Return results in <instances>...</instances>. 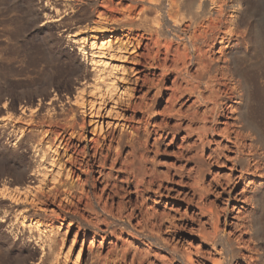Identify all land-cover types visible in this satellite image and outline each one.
<instances>
[{"label":"rangeland","instance_id":"obj_1","mask_svg":"<svg viewBox=\"0 0 264 264\" xmlns=\"http://www.w3.org/2000/svg\"><path fill=\"white\" fill-rule=\"evenodd\" d=\"M135 1L0 0V264H264V0H205L226 86Z\"/></svg>","mask_w":264,"mask_h":264},{"label":"bare ground","instance_id":"obj_2","mask_svg":"<svg viewBox=\"0 0 264 264\" xmlns=\"http://www.w3.org/2000/svg\"><path fill=\"white\" fill-rule=\"evenodd\" d=\"M134 1L135 0H130ZM168 1V9L166 11V16L164 14H161V9L159 7L160 0H149L147 3L151 6V10L153 13V21L155 23V28H158L155 30V36H156V41L159 42L158 38L161 35L158 33L161 31V26L168 25L171 21L172 24H170L167 28L166 32H169L171 38L175 37V39L180 41V44L183 45L182 48V53L180 56H178V60L180 61V64L185 70V72H188V69L190 67L196 66L198 69H202L203 75L208 76V81L210 82H217V84H221L226 86V82H218L221 80L220 78L224 79V64L221 67H217L216 64H212L209 61H205L203 58L204 54V48L208 46L209 43L211 42H216L217 37L219 36L220 28L222 25H224V22H222L221 15H222V10L220 9L218 11V14L216 16H212V10L210 9L207 12V15H205L204 8L206 6V1L205 0H195L194 4L195 5V11L193 12H181L180 9L182 7V4L184 3V0H167ZM229 1V0H228ZM212 2V1H211ZM216 2V1H215ZM223 2V1H222ZM220 3V2H219ZM228 3V2H227ZM147 7V6H146ZM162 7V6H161ZM218 8V7H217ZM135 9V6L132 5L129 7L128 11L133 13ZM232 10V9H231ZM190 11V10H189ZM140 14L142 13V17L146 18V9H141L139 10ZM164 12V11H163ZM135 11H134V16H135ZM138 14V13H137ZM149 15V14H148ZM225 16V15H224ZM148 17V16H147ZM237 17V15H236ZM247 17V16H246ZM136 18V17H135ZM236 21V18H234ZM243 19V18H242ZM233 23V20H229V23ZM183 23V24H182ZM227 24V23H226ZM154 25V24H153ZM163 25V26H164ZM228 25V24H227ZM231 26V25H230ZM225 28V26H223ZM233 28V27H232ZM165 29V28H164ZM226 29V28H225ZM189 32V34H187ZM234 32V31H233ZM187 34V36H186ZM237 34V33H236ZM150 38L152 37V34H148ZM234 35V34H233ZM261 37L264 39V34H260ZM241 36H239L240 38ZM170 38V37H169ZM170 38V39H171ZM81 40V39H80ZM172 40V39H171ZM240 42V41H239ZM138 43V41H137ZM165 56L167 53L170 52L169 45L170 41H165ZM159 47V46H158ZM159 51V49L157 50ZM264 51V50H263ZM230 57V54H229ZM230 61V59H229ZM236 62V61H234ZM230 63V62H229ZM262 64V63H261ZM260 64V65H261ZM240 65V64H239ZM264 65V64H263ZM254 69V68H253ZM247 71V70H245ZM244 71V72H245ZM215 73V74H214ZM253 73V72H252ZM261 73V72H260ZM250 74V73H249ZM255 74V72H254ZM217 75H220V78L217 77ZM259 75V74H258ZM244 76V75H242ZM241 76V77H242ZM248 76V75H247ZM251 77V76H250ZM249 77V78H250ZM260 77V76H259ZM226 78V77H225ZM248 78V77H247ZM252 78V77H251ZM258 78V77H257ZM255 77V80L257 79ZM230 79V78H229ZM245 79V78H244ZM253 80V79H252ZM254 80V81H255ZM248 80L244 81L247 82ZM252 83V82H251ZM256 83V82H255ZM254 84L253 87H254ZM263 83V81H262ZM248 85V83H246ZM250 84V83H249ZM251 86V85H249ZM248 86V87H249ZM257 87V86H256ZM255 88V87H254ZM253 88V89H254ZM258 88V87H257ZM250 89V87H249ZM253 89H251L253 91ZM236 90V89H235ZM258 91V90H255ZM254 91V93H255ZM249 92V91H248ZM253 93V92H252ZM252 93H249L253 95ZM259 93V92H258ZM264 93V90H263ZM261 94V93H260ZM259 94V95H260ZM250 96V95H249ZM257 97V96H256ZM262 97V96H261ZM259 97V98H261ZM264 99V97H263ZM261 101V100H260ZM263 101V100H262ZM254 102V101H251ZM250 102V104H251ZM248 103V102H247ZM249 104V105H250ZM259 104V103H258ZM253 106V105H252ZM251 106V108H252ZM258 107V106H257ZM257 110V109H256ZM247 112V111H246ZM252 112V109H251ZM250 112V113H251ZM258 112V111H257ZM256 112V113H257ZM249 113V112H247ZM255 113V114H256ZM253 115V113H251ZM248 117V116H247ZM250 118V116H249ZM248 118V119H249ZM254 118V117H253ZM255 119V118H254ZM258 119V118H257ZM252 120V119H251ZM257 121V120H256ZM246 122V121H245ZM255 122V121H254ZM259 122V121H258ZM256 123V122H255ZM262 129V128H261ZM248 135V134H247ZM251 137V136H250ZM263 137V136H262ZM249 138V136H248ZM256 146V145H255ZM254 147V145H253ZM260 153V152H259ZM263 235V234H262ZM228 252V251H227ZM226 256V263L230 264V259L232 255L229 253H225Z\"/></svg>","mask_w":264,"mask_h":264}]
</instances>
